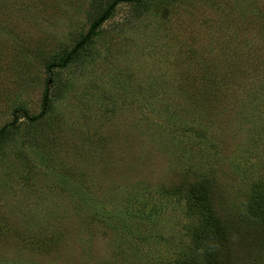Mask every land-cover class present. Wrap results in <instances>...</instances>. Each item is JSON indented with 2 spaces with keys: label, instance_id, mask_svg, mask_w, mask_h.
<instances>
[{
  "label": "rangeland",
  "instance_id": "rangeland-1",
  "mask_svg": "<svg viewBox=\"0 0 264 264\" xmlns=\"http://www.w3.org/2000/svg\"><path fill=\"white\" fill-rule=\"evenodd\" d=\"M107 1L0 0V128L51 98L0 141V264H169L195 248L173 184L229 206L264 175V0L119 2L49 73Z\"/></svg>",
  "mask_w": 264,
  "mask_h": 264
},
{
  "label": "trees",
  "instance_id": "trees-1",
  "mask_svg": "<svg viewBox=\"0 0 264 264\" xmlns=\"http://www.w3.org/2000/svg\"><path fill=\"white\" fill-rule=\"evenodd\" d=\"M122 1L141 4L151 0H108L92 20L87 31L79 34L75 45L69 50H63L47 62V71L50 73L55 68L65 67L78 55L79 49H85V44L91 43L93 36L97 34L100 23L109 18L116 5ZM187 57L201 69L197 73H192L191 81L194 82L197 75H202L203 86L198 88L195 85L194 93L191 94L199 97V100L201 98L200 102L205 107L214 99L215 94L211 89L214 80L208 73L207 66L201 67L196 54H189ZM260 63L264 66L263 62L258 61L249 66H253L249 71ZM262 69L260 74H264V67ZM206 72L208 75H205ZM57 74L58 72L54 71V75ZM50 104L51 98L48 96V90L45 89L42 95V109L37 115L31 116L22 105L18 106L14 112L20 114L15 116L12 122L0 128V141L9 135L11 127H16L15 122L19 118L38 120L48 112ZM247 185V189L243 192L240 191L242 189L240 186L236 187L235 191H239L241 203L237 205L231 202V205L225 206L228 199H223L222 194L218 192L214 175L199 173L186 185L173 184L171 194L182 195L189 213L195 218L189 228L195 248L169 264H264V175ZM240 247L246 248V258L242 262L237 261V257L239 258L242 252Z\"/></svg>",
  "mask_w": 264,
  "mask_h": 264
},
{
  "label": "water",
  "instance_id": "water-1",
  "mask_svg": "<svg viewBox=\"0 0 264 264\" xmlns=\"http://www.w3.org/2000/svg\"><path fill=\"white\" fill-rule=\"evenodd\" d=\"M51 79L48 80V82H50Z\"/></svg>",
  "mask_w": 264,
  "mask_h": 264
}]
</instances>
